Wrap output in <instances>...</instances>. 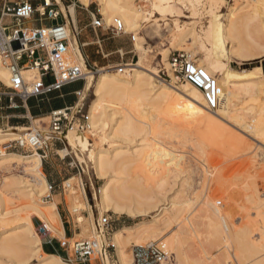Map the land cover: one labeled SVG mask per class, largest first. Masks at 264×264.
<instances>
[{
  "label": "rangeland",
  "instance_id": "obj_1",
  "mask_svg": "<svg viewBox=\"0 0 264 264\" xmlns=\"http://www.w3.org/2000/svg\"><path fill=\"white\" fill-rule=\"evenodd\" d=\"M206 2L208 3L207 0H200V2L197 3L198 15L196 18H192L190 9L179 2L178 7L182 11V16L171 17L169 15H160L157 14L156 11H153L151 6L152 0H136V5L138 7L144 9L146 13L152 10L154 12L153 14L156 16L147 15L146 19L141 22V26L138 30L134 31L125 27L126 34L115 36L110 31L101 28L94 29L92 27L91 13H94L97 17H102L105 25H110L113 22V20L108 22L105 19L97 1L93 0L88 5H84L79 0H73L71 3L77 4V7H75L77 31L75 32L78 47L81 50L83 59L75 56L76 54L72 46H70L69 53L71 52L70 55L74 59V61H71L72 63H79L82 65L85 72H90L87 75L88 78L86 77L74 83H70L60 92L48 94L43 97H31L28 100L29 104L39 103L41 104L40 107H42V104L47 107L43 110L45 114L39 116L24 114L22 111L23 107L20 106L24 104V101L18 96L9 94L11 90L9 86L11 84H6L0 79V91L7 93L4 95L1 94L2 98L0 99V129L13 132H17L21 129L22 132H25L29 130L30 127L38 126L42 131L47 132L51 121L50 113L52 109L50 105L54 101L60 100L69 103L68 100L72 99L76 102L77 97L73 91L79 89L85 90L84 102L85 109L88 111V107L94 99V84L101 72H113L120 67H124L126 63L140 62L143 67L156 70L162 80L171 83L172 79L169 72L161 60L163 57L162 54L165 49L169 48L171 45V34L176 24L187 25L191 21H195L198 28L202 26L204 28L209 24L210 7L209 3L207 4ZM60 6L62 7L63 14L67 15V9L64 8L63 4ZM82 6L87 7V9ZM233 6L234 0H224L223 4H221L220 8L216 11L224 20ZM263 10L264 7L261 10L262 14L260 12V18L262 17V19H264ZM64 15H59L57 21L59 23L66 21L71 28L68 17L65 18L63 17ZM31 18H34V16ZM70 31H72V28ZM71 36H74L73 32ZM137 43L146 50H137L135 46ZM123 45L128 47V49H132V52L126 53L125 50L116 51L117 47ZM194 47L196 48V46L192 45L191 47V44L187 43L186 50L183 52L191 53L192 57L199 61V50ZM0 61L4 65L1 56ZM84 62L87 65V70L84 66ZM262 63L264 66V55L246 61L232 59L230 61V66L233 69L239 70L252 69ZM123 73H126V70L121 72V74ZM23 74H25V72H23ZM34 79V77H28L27 81H32ZM89 83H91L90 87L87 86ZM179 83L189 82H185L181 78ZM256 101H246L244 99L237 100L235 109L238 110L240 108V111L238 110L240 113L246 111L247 115L245 112L243 116V119L244 117H246V119L242 120L241 118L238 119L239 121L237 119H222V122H220V125L216 129L209 125H204L206 123H202L191 111L181 112L182 110H177L175 114V110L172 108L169 109L166 105L163 107L159 105L157 107L145 106L146 109L140 107V111L143 112L145 110L143 113H146L147 117H145L148 118L146 119L148 121H146V123H148L146 126L153 127L154 129H150L148 131L149 134L142 132L139 135L133 136L132 139L117 141V145H122L123 147L134 145L135 148L142 147L144 150L154 149L152 150V154H155L156 157L153 159L148 158L150 161L147 159L148 162H143L141 164L142 169L145 170H143V174L145 178L148 179L146 180L147 182L145 181L146 183L144 184L143 190L150 189L149 191L147 190V194H159L157 195V199L160 200L154 204L150 209V214L145 217L134 218L126 214L113 212L112 210L106 211L95 198L97 189L103 184L104 180L96 175L91 155H95L96 151L100 148H110L112 146V142L106 137L108 132L107 129L103 131L101 128L95 129L92 127L83 132L73 129L71 131L75 133L74 137L70 139L69 131L67 138L55 141V151L46 159H42L41 163L49 187L52 183V179L56 180V182L53 184V188H49L47 194H43L41 197L38 195L34 196V200L31 199L32 201L24 194V191H16L18 187H24V184L20 183V185L17 186L18 183L15 181H29L28 183H32V177L25 169L24 164L11 163L7 166L0 167V192L2 195L4 194L3 197H1L2 195L0 194V242L5 236H19L20 238L17 240V244L20 246V251L28 256L26 260L20 261L21 258L15 255L0 251V264H44V259L50 255L56 256L61 262L66 264H85V262L76 260L74 256H72L71 249V257H69L68 245L70 244L72 246L76 241L87 239H96L103 246H110L108 248L110 259L106 260L105 264H120L117 248L113 245L114 232L120 228L123 229L122 227L124 226H131L136 222L140 223L149 220L156 221L153 229L159 230V232L162 231L161 234L155 238L154 235L157 233L155 232L154 235L152 234L151 237L149 236L147 241L140 244H136L138 242L132 240L126 245L130 255L134 245H148L154 243L161 249H167L173 254L174 264H192L193 262L194 264H241V259L238 258V243L235 244V241H231L232 239L228 236L227 232L224 233L219 230V232L216 233V231L214 232L213 229L209 228V220L207 217V219H205V215L196 219V222L191 225L192 227L190 226L191 231H189L190 227L188 231H181L182 226L177 223L170 227H166L168 219H166V215H163L162 210L163 207L170 206L172 201L186 202L187 205L185 203L182 207V211H184L183 218L185 219L182 222L183 224L186 220H191L189 217L194 216V214L198 212V209L203 205L204 201L212 198L211 200L214 201V204H216L218 208L230 212L228 214L231 215L229 217L235 227L240 226V224L245 221L246 217L253 220V222L258 225V227L256 226L258 229L257 231L261 232L258 233L256 231L255 234L257 236L254 235L253 239H256V237H259L258 240L262 239L264 235V134L263 137H261L260 134L256 135V133L252 131V128L249 127L250 130L247 127V125L253 123L251 116L253 117L252 113H255H251L250 108L254 105L256 107L257 105H260L261 108L264 107V99H262L263 102L261 99H258L259 102ZM74 103H72L71 106ZM170 110L171 113L169 112ZM206 110L208 109L206 108ZM248 113L251 115H248ZM17 122L19 124H17ZM23 127L28 129L23 130ZM80 140L88 141V149L82 148L79 144L77 146ZM246 144L252 147H250L248 151L244 150V145ZM251 151H253V154H256L253 161L247 158L246 155ZM5 153L6 152H3L1 155ZM15 153L23 154L21 152ZM152 154L150 155L152 156ZM162 154L167 155V160L157 159V157ZM24 155L27 154L24 153ZM162 164L163 166H161ZM158 170H160V172ZM219 170L223 171L220 172ZM164 172H167L166 175L168 178L166 180L168 181L164 180L166 177ZM259 174L262 175L259 176ZM154 176L155 179L157 178L159 181L155 180ZM253 176H255V178ZM8 179L9 181L13 180V182H15V187L9 185L14 189L12 187L9 188L8 185L5 186L6 184H4V181L8 182ZM71 179L73 180L71 181ZM152 181L156 183L154 184L155 187L152 185ZM157 181L158 185H163V189L159 187L160 185L158 186L159 192H157L156 189ZM67 182L73 185L69 186ZM74 182H77L76 186ZM166 182L168 183L166 184ZM224 182H227L225 184L226 186ZM149 184H151V186ZM220 184L225 188L223 191L216 190V186ZM6 187H8V189H6ZM152 187H154V189ZM83 190H86L87 197L83 194ZM69 192L71 195H77H75L76 197L74 196L75 199L77 198V201L73 199V196H69ZM239 192L240 194L237 195ZM234 194H236L237 200L232 199ZM206 197H208V199ZM2 198H4V200ZM244 198L247 199L245 200ZM258 198L260 200H257ZM188 200L192 202L191 206ZM33 201L39 203L54 202L56 204L54 209L60 219V224L56 228L63 229L64 223L74 231L75 235L72 238H67L65 233L60 234L50 227L52 232L43 235L44 231H42V229L45 228L44 222L46 220L36 209H31L28 206L30 204L32 205L34 203ZM258 204L261 210H258ZM257 210L259 211L258 213ZM102 217H108L111 220V225L106 235L99 234L97 231L98 220ZM193 221H195V219H193ZM222 227L224 228L223 223ZM27 238H29L30 241L26 240ZM50 240L53 243H49ZM61 241H67L68 245L62 246ZM169 242H174L178 254L174 251L175 249L169 245ZM43 247H45V251ZM177 255L178 257H176ZM243 261L242 264L247 262Z\"/></svg>",
  "mask_w": 264,
  "mask_h": 264
},
{
  "label": "bare ground",
  "instance_id": "obj_2",
  "mask_svg": "<svg viewBox=\"0 0 264 264\" xmlns=\"http://www.w3.org/2000/svg\"><path fill=\"white\" fill-rule=\"evenodd\" d=\"M79 1L84 5H88L93 0ZM95 1L98 2L101 13L104 15L105 19L108 22L112 20L113 22L115 20H119L124 28L126 27L127 29L134 31L139 29V27L141 26V22L146 19L147 15L156 16L153 14V11H156L157 14L160 15L181 17L182 11L178 7L179 3L187 6L191 11V17L196 18L198 15L197 3L200 2V0H152L151 6L153 11L150 10L148 13H146L144 9L136 5V0ZM207 1L210 7V19L208 21L209 24L204 28L203 26L201 28H198V25H196L197 23L195 21H191L187 25L176 24L171 34V45L169 46V48H166L164 53L162 54L163 57L161 60L169 72V75L172 79L171 83H167L162 80L156 70L143 67L140 62L129 64L126 63L124 67H120L113 72L102 71L98 79L95 81L94 99L89 105L87 112L89 117L88 130L92 127L95 129L101 128L103 131L107 129L108 132L106 134V137L112 142V146L110 148H100L96 151L95 155H91L92 161L94 162L96 175L104 180L103 184L97 189L95 198L99 202L100 206L106 211L112 210L113 212L126 214L134 218L145 217L150 214V209L154 206V204L160 200L157 199V195L159 194H147L148 189L146 190L144 188L146 191L143 190V187L145 186L144 184L148 179H146L143 174L145 170L142 169L141 164L143 162H148V160L150 161V159L148 158L153 159L154 157H156L155 154H152V150L154 149L144 150L142 147L135 148L134 145H127L126 147L117 145V141H120L122 139H132L133 136L139 135L142 132H145V134H147L150 129H154L153 127L146 126L148 124L146 123V119L148 118H146V113H143L145 110H142L143 112L140 111V107L146 109L147 106L157 107L159 105L160 107H163L164 105H166L169 109L172 108L173 110H175V114L177 110H182L181 112L191 111L202 123H206L204 125H209L210 127L216 129L220 125V122H222V119H246V117H244L243 119L244 113L246 111L240 113V108L238 109L239 111L235 109L237 100L244 99L246 101L249 100L253 102L257 100L256 102H259L258 99H261V101L262 99H264V72L261 67L257 66L252 69L239 70L233 69L230 66V61L232 59H237L238 61H246L264 55V19H262V17L260 18V12L264 7V0H234V6L229 10V13L225 16L224 20L223 17L216 11L218 10V8H220L221 4H223L224 0ZM69 12L73 18H71V20L76 21L75 7L73 5H71L69 7V10H67V15H69ZM68 26V24L65 26L64 31L65 35L69 36L67 58L70 60V62L72 60L74 61V59L70 55L71 52L69 53L70 46H72L73 51L76 54L75 56L83 59V56L79 51L77 37L71 36V28L70 26ZM187 43H190L191 47L192 45L196 46V48L199 50L198 52L200 53L199 61L195 60L192 57V54L188 52L187 54L189 55V57L195 60V62L201 68H203L218 81L220 87V101L216 109H210L207 106L206 98L201 88L186 80L184 81L189 83H179L181 78L177 73L174 72L173 65L171 64L169 59L170 55L175 51L183 52L184 50H186ZM135 46L139 51L146 50L145 48L143 49V47H141L138 43L135 44ZM5 65L6 64L3 65L0 61V79L6 84H11V70L8 65ZM78 65L82 68L81 64L78 63ZM84 66L87 70L86 63ZM124 70H126V73L121 74V72H123ZM23 72H25V74H23L25 80H27L28 77H38V70L36 67L25 68ZM85 73L87 77L90 72L86 71ZM90 85L91 83L87 84L88 87H90ZM257 107L254 105L250 108V112L255 113H252L253 117L251 116V120L253 123H250L249 125H247V127L252 128V131L255 132L256 135L260 134V136L263 137L264 107L261 108L260 105H257ZM206 108L209 111L206 110ZM169 112L171 113V110ZM248 115L251 114L248 113ZM26 129L28 128L23 127V130ZM71 130L69 134L70 139L75 136V133ZM21 132V129H19V131L17 132L7 130L4 131L0 129V145L5 144L7 141L15 139L18 135H20ZM78 144L82 148L88 149L87 140H80L79 143H77V146ZM250 147L248 144H246L244 145V150L248 151L250 150ZM150 154H152V156ZM246 155L247 158H250L252 161L256 157V154H253V151L247 153ZM157 159L167 160V155L162 154L161 156H158ZM41 161L42 159L39 153L24 155L15 152H6L3 155L0 154V167L7 166L11 163L24 164L25 169L32 177V180L30 179L32 183H28L29 181H15L16 183H18L17 186H19L20 183L24 184V187H16V191H24V194H26V196L29 197L30 200H34V196L38 195L39 197H41L43 194H47L50 188L44 176ZM161 166H163V164ZM158 171L160 172V170ZM219 171L221 172L223 170ZM166 174L167 172L165 173V175ZM260 175L262 174H259V176ZM253 177L255 178V176ZM167 178L168 177L166 175L164 180L168 181L166 180ZM73 179H71V181ZM155 180L158 179L156 178ZM158 181L156 188L157 192H159V187H162L161 189H163V185L161 186V184H159V186ZM15 182H13V180L9 181L8 179V182L4 181V184H6L5 186L13 185L15 187ZM152 182V185L156 184L154 181ZM69 183V186L73 185ZM76 183L75 186L77 185ZM167 183L168 182H166V184ZM226 183L224 182V185ZM149 185L151 186V184ZM11 187L12 186H9V188ZM154 187L152 188L154 189ZM6 189H8V187H6ZM224 189V186H221V184L219 186H216L217 191H223ZM70 192L69 196L71 195ZM83 194L87 197L86 190H83ZM239 194L240 192L237 195ZM3 195L1 197H3ZM75 195L72 194L71 196L74 197ZM75 197L73 199H75ZM206 198L208 199V197ZM2 199L4 200V198ZM211 199L204 201L203 205L198 209V212L196 214L193 213L194 216L189 217L191 220L188 219V221L186 220L187 222L185 221V223L183 224L182 222L185 219L183 218L184 211H182V207L186 202L172 201L170 206L163 207L162 210L163 215H166V219H168L166 227H170L173 224L177 223L178 225L182 226L181 231H188L189 227L196 222L197 218L205 215V219L208 218L209 220V228L213 229L214 232L216 231V233H218L219 230L224 233L227 232L228 236L232 239L231 241H235V244L238 243V258L241 259V264L243 259L244 261H247L244 264H264V235L262 236V239L258 240L259 237L253 239L254 235H256V231L258 230V225H256L253 220L246 217L245 221H243L240 226L235 227L230 220L229 216L231 215L228 214L230 212H226L225 210H222V208H218L216 204H214V201H212ZM232 199L237 200L236 194H234V197ZM75 200L77 201V198ZM257 200L260 199L258 198ZM33 202L34 203L32 205L30 204L31 206H28L31 209H36L44 217V219L46 220L45 222L48 223L47 224L44 222L45 228L43 235L52 232L50 228L60 234H63V229L56 228L60 224V219L58 217L59 215H57L54 209L56 207L54 202ZM191 204L192 202H190L189 205L191 206ZM257 206L259 208V204ZM258 210L261 209L259 208ZM258 210L257 213L259 212ZM193 219H195V221H193ZM222 223L224 225L225 231L222 227ZM155 224V220H149L140 223L136 222L131 226H126L123 229H118L114 232L113 245L117 248L120 264H130L131 255L126 248V245L129 244L132 240L138 242L136 244H140L144 241H147L149 236L151 237V235H154L155 232H157L155 233L156 235H154L155 238L156 236H159L161 234V230V232H159V230L153 229V226ZM191 227L189 231H191ZM99 234L104 233L101 232ZM19 238V236L3 237L0 242V251L13 254L16 257L21 258L20 261H24L28 256L20 251V246L17 244V240H19ZM26 240L30 241L29 238H27ZM169 243V245L173 249H175L174 251H176V253L178 254V250L176 249L174 242ZM164 251L167 253V258L169 259L166 262L164 261V264H174L173 254L170 253V251L167 249H165ZM176 257H178V255ZM43 263L66 264L61 262L60 259H58L54 255H50L49 257L44 259ZM192 264H194V262Z\"/></svg>",
  "mask_w": 264,
  "mask_h": 264
},
{
  "label": "built area",
  "instance_id": "obj_3",
  "mask_svg": "<svg viewBox=\"0 0 264 264\" xmlns=\"http://www.w3.org/2000/svg\"><path fill=\"white\" fill-rule=\"evenodd\" d=\"M54 1L58 0H41V3L35 6L28 0H22L12 6H6L2 12V17L13 19L10 25L4 24L0 18V56L3 63L11 70L9 94L18 96L23 101L31 97H43L86 77L83 69L67 58L69 36L64 32L66 22L40 27H29L24 23L35 12L43 18H58L60 12L56 9ZM91 25L94 29L110 31L115 36L126 34L119 20L105 25L103 18L97 17L94 13H92ZM74 31H70V34L72 32L74 34ZM169 59L174 72L183 80L201 88L207 106L216 109L220 101L217 79L201 68L187 53L175 51L171 53ZM29 67H36L38 70V77L32 81L25 80L22 73ZM74 93L77 101L72 106L51 111L47 132L42 131L38 126L30 127L15 139L0 145V154L9 151L27 155L39 153L41 159H46L55 151V141L64 140L71 129L81 132L88 130L89 117L85 109V90L79 89ZM110 225V218L102 217L98 220L97 231L106 235ZM61 245L66 246L68 242L61 241ZM68 247L76 260L88 264H105L106 260L110 259L108 254L110 246H103L96 239L76 241ZM131 256L130 264H164V261L169 260L167 253L154 243L134 245Z\"/></svg>",
  "mask_w": 264,
  "mask_h": 264
},
{
  "label": "crops",
  "instance_id": "obj_4",
  "mask_svg": "<svg viewBox=\"0 0 264 264\" xmlns=\"http://www.w3.org/2000/svg\"><path fill=\"white\" fill-rule=\"evenodd\" d=\"M19 1H22V0H0V18H2V21L4 22V24L10 25L12 23V21H13V19L11 17H2V12L4 11V8L6 6H12V5H14L15 3L19 2ZM28 1H30L35 6L41 3V0H28ZM72 1L73 0H58L57 2L54 1V5H55L56 9L60 12V15H64L62 7L60 5L63 4L64 8H66L67 10H69V7L71 5H73L74 7H77L76 3H74V4L71 3ZM82 7L84 8L85 6H82ZM85 9H87V7H85ZM91 15H92V13H91ZM33 16H34V18H30V19H27V20L24 21L26 26H29V27H40V26H52V25H55V24H60L57 21L58 18H56V19L43 18L37 12H35ZM63 17H65V18L68 17V20H69V23L71 25L72 30L74 31V29H76V31H77L76 23H75V21L71 20L72 16H71L70 12H69L68 16L64 15ZM55 21H57V22L54 23ZM65 22L66 21H64L62 23H65ZM74 37H77L75 31H74ZM73 41H74V39H73ZM123 50H125L126 53L132 52V49H128V47H126L125 45L119 46L116 49V51H123ZM79 51L81 52L80 49H79ZM259 67H261L263 69V72H264L263 63L261 65H259ZM63 88H65V86ZM63 88L60 89V90H57V91H53V92H51L49 94L60 92L61 90H63ZM73 92H75V91H73ZM4 93H6V92L0 91V99L2 98L1 94L4 95ZM47 95H45V96H47ZM28 100L24 101V104L20 105L21 107H23L22 111L24 112V114H30L32 116H39L41 114H45L44 113L45 111H43V110L45 108H47V107L44 104H42V107H40L41 104H39V103L38 104H29ZM68 101H69V103H67L66 101H62V100L54 101L50 105V108L52 110H58V109H62V108H65V107L69 106V104L71 106V104L75 102V100H72V99H69ZM17 124H19V123L17 122ZM51 182H52L51 186L53 188V184L56 182V180L52 179ZM124 227H126V226H124ZM124 227H122V228H124ZM63 229H64L63 230V234L65 233L67 238H72L75 235L74 231L70 227L66 226L64 223H63ZM49 243H53V242L50 240ZM43 249L45 251V247H43ZM51 254H53V253H51ZM68 255H69V257H71L70 256V251H68ZM85 264H88V263H85Z\"/></svg>",
  "mask_w": 264,
  "mask_h": 264
},
{
  "label": "water",
  "instance_id": "obj_5",
  "mask_svg": "<svg viewBox=\"0 0 264 264\" xmlns=\"http://www.w3.org/2000/svg\"><path fill=\"white\" fill-rule=\"evenodd\" d=\"M42 231H44V229H42Z\"/></svg>",
  "mask_w": 264,
  "mask_h": 264
}]
</instances>
